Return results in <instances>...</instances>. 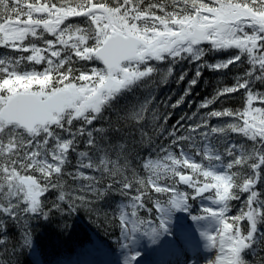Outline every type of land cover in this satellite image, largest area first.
Returning <instances> with one entry per match:
<instances>
[{"label":"snow or ice","instance_id":"snow-or-ice-1","mask_svg":"<svg viewBox=\"0 0 264 264\" xmlns=\"http://www.w3.org/2000/svg\"><path fill=\"white\" fill-rule=\"evenodd\" d=\"M233 69L168 127L160 106ZM171 82L187 87L158 105ZM114 195L118 264L146 246L264 264V0H0V264L34 246L32 219Z\"/></svg>","mask_w":264,"mask_h":264},{"label":"trees","instance_id":"trees-1","mask_svg":"<svg viewBox=\"0 0 264 264\" xmlns=\"http://www.w3.org/2000/svg\"><path fill=\"white\" fill-rule=\"evenodd\" d=\"M222 59L224 56H218ZM39 68V66H37ZM236 69L226 74L213 73L205 70L200 81L194 86L192 93L186 102L177 109H165L162 106L158 108L162 114L164 111L172 112V116L168 121V127L179 119L180 115L184 112L189 114L195 111L196 104L203 101L204 98H211L218 85L230 84L232 77L236 73ZM192 73L186 78L190 79ZM187 87V83L177 85L174 82L168 85L161 86L156 92L157 104L165 101L167 97L171 96V102L174 103L179 95L183 94L184 88ZM134 96L142 98L143 93L137 91ZM133 95L127 96L120 101V106L130 105L135 103ZM194 102L192 108L188 107V102ZM240 96L236 95L224 102H218L216 105L210 107H239ZM151 125L149 124L146 130L150 132ZM139 134L137 133V139ZM166 142L163 140L157 141V143ZM140 156L146 157L148 155V149H137ZM135 163V161H134ZM49 200L54 199V195L48 196ZM121 197L118 195L110 196L109 198L101 201L93 206L92 211H88L85 208H79L71 215L61 216L58 213H53L49 220L32 219L29 222L30 234L34 241L32 248H24L22 251L18 248L17 255L13 257L14 264H37L35 257H37L43 263H52L54 261L71 259L77 252H82L83 246L88 244L92 236L97 238L103 245H109L115 242L119 236L118 224L112 219V212L115 209L116 204L120 201ZM239 207L238 202H233L232 214H235L236 209ZM107 214V218H106ZM9 236L14 243L20 236V230L15 226H10ZM69 258V259H68Z\"/></svg>","mask_w":264,"mask_h":264},{"label":"rangeland","instance_id":"rangeland-1","mask_svg":"<svg viewBox=\"0 0 264 264\" xmlns=\"http://www.w3.org/2000/svg\"><path fill=\"white\" fill-rule=\"evenodd\" d=\"M112 244V243H111ZM102 245L97 238L92 236L91 241L83 246L84 251L86 249L87 252L90 253L92 257H97L96 261L99 264H118V245ZM111 245V246H110ZM143 256L141 259V264H178V260H174L176 255H174L169 250L164 249H152L151 247H144L142 249ZM78 256V254H77ZM203 256V254H202ZM201 256V264H205V260ZM37 264H42L41 261L35 257L34 258ZM108 261V262H107ZM55 264H67L68 262L63 259L60 261L54 262ZM47 264V263H45ZM52 264V263H49ZM71 264V263H69Z\"/></svg>","mask_w":264,"mask_h":264}]
</instances>
